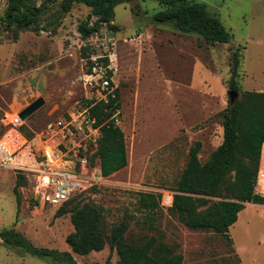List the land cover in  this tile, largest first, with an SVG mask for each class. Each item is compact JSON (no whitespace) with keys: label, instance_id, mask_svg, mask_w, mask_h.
Segmentation results:
<instances>
[{"label":"rangeland","instance_id":"374dc122","mask_svg":"<svg viewBox=\"0 0 264 264\" xmlns=\"http://www.w3.org/2000/svg\"><path fill=\"white\" fill-rule=\"evenodd\" d=\"M199 1L221 20L230 33L228 42L210 43L169 22L156 21L153 14L163 6L155 0L117 4L112 23L118 28L103 24L86 38L78 25L92 22L95 16H89L90 7L81 3L47 30L49 18L59 14L55 6L42 15L36 29L7 27L0 20V135L6 129L2 122L6 113H19L40 99L24 129L82 110L95 95L87 78V57L108 49L116 55L113 78L120 107L115 123L124 132L127 165L94 181L89 178L99 162L91 159L85 188L65 202L66 207L84 202L102 206L108 229L127 215L126 236L140 240L158 235L183 254L181 264H264V203L245 204L229 227L230 239L214 231L189 229L161 197L154 220L157 230H151L143 225L146 213L136 204L141 191L173 193L196 141L201 144V162L222 141L231 52L240 55L238 95L245 90L264 91V0ZM6 5L0 0V17ZM84 46L89 53L83 54ZM18 174L25 178L18 186L19 205L14 191ZM30 184L22 172L0 167V230L14 229L36 247L69 251L77 264H116L117 253L108 244L99 251L74 253L66 242L73 230L71 213L55 215L61 205L35 200ZM0 264L67 263L0 240Z\"/></svg>","mask_w":264,"mask_h":264},{"label":"trees","instance_id":"16d2710c","mask_svg":"<svg viewBox=\"0 0 264 264\" xmlns=\"http://www.w3.org/2000/svg\"><path fill=\"white\" fill-rule=\"evenodd\" d=\"M6 9L1 22L7 27L18 29H36L42 15L52 7H57L58 15L49 18L46 30L54 28L61 15L68 12L74 4L90 7L89 16H95L78 25L83 38L99 32L106 24L112 29L118 27L112 23L114 8L122 2L133 0H4ZM163 7L153 14L159 22H169L185 33H195L210 43H226L230 33L221 20L212 14L207 4L199 0H155ZM88 16V17H89ZM54 26V27H53ZM83 47V54L87 52ZM89 50V49H88ZM240 55L234 50L230 54V76L227 81L229 90L238 93ZM119 95L101 100L90 106L91 115L101 124L97 149L92 159L97 157L99 170L103 177L127 165V150L122 128L116 124L112 115L120 107ZM222 141L213 149L209 157L201 162L198 157L200 142L190 148L188 159L177 181L172 187L173 200L169 212L192 230L214 231L230 239L229 227L235 223L245 203H264V195L256 193L260 151L264 142V91L245 90L228 103L223 112ZM24 176L17 175L14 187L19 205L21 196L18 186ZM160 192H138L136 201L138 210H144L146 216L143 225L157 230L154 220L160 209ZM70 212L73 230L66 236V242L77 254L99 251L108 244L115 249L116 264H181L183 254L174 246L151 235L145 239H132L126 236L130 219L125 215L110 229L107 228L103 207L92 202L61 205L55 215ZM159 235H162L160 233ZM0 240L7 246H16L29 254L52 261L77 264L69 251L36 247L14 229L0 230Z\"/></svg>","mask_w":264,"mask_h":264},{"label":"built area","instance_id":"2783aa9c","mask_svg":"<svg viewBox=\"0 0 264 264\" xmlns=\"http://www.w3.org/2000/svg\"><path fill=\"white\" fill-rule=\"evenodd\" d=\"M115 58V53L108 49L91 52L87 57V78L95 88V95L82 110L51 118L28 130L22 127L26 118L22 119L19 113H6L2 118L6 129L0 135V167L25 174L31 180L32 196L38 202L62 205L85 188L84 174L89 170L101 130L89 108L98 101L115 97ZM118 110L112 115L114 122L119 120ZM100 178L98 165L89 179ZM254 191L264 195V142ZM172 200L173 193L161 196L162 204L168 207Z\"/></svg>","mask_w":264,"mask_h":264},{"label":"water","instance_id":"95a60500","mask_svg":"<svg viewBox=\"0 0 264 264\" xmlns=\"http://www.w3.org/2000/svg\"><path fill=\"white\" fill-rule=\"evenodd\" d=\"M228 95H229V101L233 102L237 98L238 93L235 91L229 90ZM41 102L42 101L40 99V100L35 101L32 104L28 105L27 107H25L23 110H21L19 112L20 117L22 119L27 118L29 116V114L41 104Z\"/></svg>","mask_w":264,"mask_h":264},{"label":"crops","instance_id":"0c3cea01","mask_svg":"<svg viewBox=\"0 0 264 264\" xmlns=\"http://www.w3.org/2000/svg\"><path fill=\"white\" fill-rule=\"evenodd\" d=\"M246 204V203H245ZM231 238V237H230Z\"/></svg>","mask_w":264,"mask_h":264}]
</instances>
